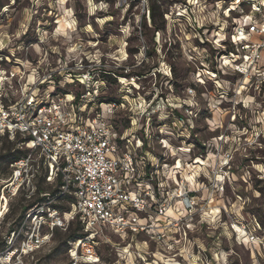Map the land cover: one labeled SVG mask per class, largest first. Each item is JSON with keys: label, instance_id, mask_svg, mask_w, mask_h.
Here are the masks:
<instances>
[{"label": "rangeland", "instance_id": "374dc122", "mask_svg": "<svg viewBox=\"0 0 264 264\" xmlns=\"http://www.w3.org/2000/svg\"><path fill=\"white\" fill-rule=\"evenodd\" d=\"M249 10L242 0H0V70L20 63L26 82L45 53L53 68L85 54L105 85L95 104H115L103 107L113 130L166 165L167 226L98 236L94 264H264V88L234 71L243 52L230 36ZM20 143L0 136L1 264L19 243L9 229H31L23 206L46 196L44 213L62 215L72 202L33 161L21 168L33 186L18 187L11 165L28 152ZM77 222L42 227L49 241L17 264H71L63 243Z\"/></svg>", "mask_w": 264, "mask_h": 264}, {"label": "built area", "instance_id": "2783aa9c", "mask_svg": "<svg viewBox=\"0 0 264 264\" xmlns=\"http://www.w3.org/2000/svg\"><path fill=\"white\" fill-rule=\"evenodd\" d=\"M242 1L249 2L250 10L230 35L243 52L233 63L234 71L259 90L264 88V65L259 64L264 53V3ZM252 36L258 40L251 41ZM2 56L0 62L8 60ZM58 63L57 68L49 66L45 53L30 70L37 79L26 82L20 63L15 64L17 71L0 70V136L20 137L28 151L11 165L18 172L15 182L18 187L33 186V175L21 174L24 164L28 167L33 161L48 183L58 184V194L72 198L62 215L54 207L44 213L40 203L27 210L31 229L22 237V223L11 232L19 243L1 256L7 264H17L49 241V235L40 234L42 227L52 231L77 220L83 237L69 242L71 264H94L98 236L153 234L155 226L164 229L170 219L165 178L159 173L166 165L149 157L142 141L133 144L113 130L103 107L113 109L115 104H95L105 87L94 71L99 66L85 54L74 67L60 59ZM46 64L49 68L44 72ZM14 81L20 85L15 99L9 93ZM67 86L78 91L65 90Z\"/></svg>", "mask_w": 264, "mask_h": 264}, {"label": "trees", "instance_id": "16d2710c", "mask_svg": "<svg viewBox=\"0 0 264 264\" xmlns=\"http://www.w3.org/2000/svg\"><path fill=\"white\" fill-rule=\"evenodd\" d=\"M6 137V136H5ZM26 156V153H22V152H19V155H17L16 157H14L13 159L15 160H20L21 158H24ZM57 188H58V184H57ZM40 189H38L39 191ZM58 190H55V192H57ZM46 200V196H42L41 198H39L36 203H42L43 201ZM35 203V204H36ZM34 204H30L29 206H23L21 208V214H23V216L25 215V213L27 212V210L32 207ZM56 208V207H55ZM23 218V217H22ZM71 224H73V222H71ZM15 231L14 227L10 228L9 229V233L10 232H13ZM83 237V233L81 232V226L79 224V222H77L75 224V227H69L68 228V234L67 236L65 237V241L63 244H65L66 242L68 241H75L76 239L78 238H82Z\"/></svg>", "mask_w": 264, "mask_h": 264}, {"label": "bare ground", "instance_id": "6f19581e", "mask_svg": "<svg viewBox=\"0 0 264 264\" xmlns=\"http://www.w3.org/2000/svg\"><path fill=\"white\" fill-rule=\"evenodd\" d=\"M93 8H94V7H93ZM93 8H92V9H93ZM5 202H7V201L5 200ZM168 213H169V211H168ZM1 216H3V213L1 214ZM239 230H240V229H239Z\"/></svg>", "mask_w": 264, "mask_h": 264}]
</instances>
